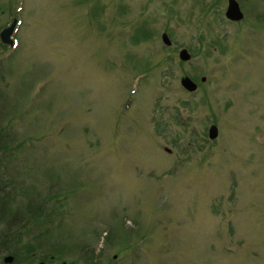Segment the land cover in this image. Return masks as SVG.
Wrapping results in <instances>:
<instances>
[{
	"label": "rangeland",
	"instance_id": "1",
	"mask_svg": "<svg viewBox=\"0 0 264 264\" xmlns=\"http://www.w3.org/2000/svg\"><path fill=\"white\" fill-rule=\"evenodd\" d=\"M243 3L0 0V197L55 205L30 264L50 243L57 264H264V0Z\"/></svg>",
	"mask_w": 264,
	"mask_h": 264
},
{
	"label": "trees",
	"instance_id": "2",
	"mask_svg": "<svg viewBox=\"0 0 264 264\" xmlns=\"http://www.w3.org/2000/svg\"><path fill=\"white\" fill-rule=\"evenodd\" d=\"M140 31L142 33V30H135V32L138 33ZM143 34H146V36L149 38L150 33L147 34L143 32ZM144 35L142 36L145 37ZM135 36L133 37L134 42L139 39V37L136 38ZM144 73L145 72H141V74ZM132 87H135V84ZM33 92H36V89H33ZM2 99L3 97L0 95V106L3 105ZM9 130V124L5 123L3 116H0V154L4 149L10 148L8 147L9 136L7 135ZM49 197V200H54L58 204L65 198V195L56 193L51 194ZM36 198H34L36 202L30 198L27 203H21V206L14 207L12 206V204H10L12 201V197L8 195L0 197V208L2 207L6 210L5 214L8 216L7 219L9 220V222L7 220V225L9 227L6 226L0 231V264H30L33 262L35 252L37 251V248L35 247L36 245L33 241H36L38 237L41 236V228H43V231L47 234L49 229L48 227H45V224L52 223L53 218L55 219L56 216V214L53 213L55 205H53L50 209H46L47 204L45 203V201L43 199L40 200ZM60 220L61 219L59 218L58 222ZM14 222H17L15 226L13 225ZM24 234L27 236L26 240H23ZM83 241L84 240L81 241L80 249L85 248L86 242ZM40 246L42 245L40 244ZM41 248L42 247H40V249ZM63 248L64 247L59 245L58 243H50L48 244V246L42 249L39 255V259L45 260L46 262L49 261L47 264H57L52 260V257H54L58 261L62 259V255L64 252ZM91 252L85 250L84 256H82L81 254L79 255L77 252V254L75 255V258H77L70 263L80 264L77 262V260L83 259L84 263L82 264H96V258L94 257L93 253L91 254ZM4 253L13 256L12 262L7 263L4 261Z\"/></svg>",
	"mask_w": 264,
	"mask_h": 264
},
{
	"label": "water",
	"instance_id": "3",
	"mask_svg": "<svg viewBox=\"0 0 264 264\" xmlns=\"http://www.w3.org/2000/svg\"><path fill=\"white\" fill-rule=\"evenodd\" d=\"M224 15L227 19L232 21H240L244 18V13L239 7V4L236 0H228V5L225 9ZM17 24V19L14 18L12 22L5 28L0 31V41L1 43L9 46H13V32ZM162 41L165 45H171V40L166 32L161 34ZM178 57L181 61H188L191 58V54L186 48H181L178 52ZM202 81L205 80V77H202ZM181 86L187 91H194L197 89V83H195L189 76L185 75L180 78ZM218 135V128L215 124H211L208 128V137L210 139H215ZM166 150H169L166 148ZM13 256L7 255L4 257V261L7 263L12 262ZM39 264H44L40 262Z\"/></svg>",
	"mask_w": 264,
	"mask_h": 264
},
{
	"label": "flooded vegetation",
	"instance_id": "4",
	"mask_svg": "<svg viewBox=\"0 0 264 264\" xmlns=\"http://www.w3.org/2000/svg\"><path fill=\"white\" fill-rule=\"evenodd\" d=\"M237 2H238V4H239V7H240V9L242 10V12L244 13V11H243V9H242V5H244V3H243V1L244 0H236ZM227 5H228V0H226V7H227ZM244 17H245V13H244ZM227 19V18H226ZM244 19V18H243ZM242 19V20H243ZM228 21H230V22H241L242 20H240V21H232V20H229V19H227Z\"/></svg>",
	"mask_w": 264,
	"mask_h": 264
}]
</instances>
